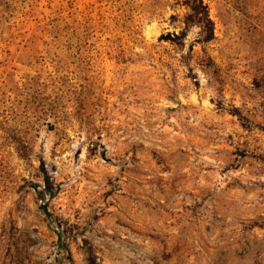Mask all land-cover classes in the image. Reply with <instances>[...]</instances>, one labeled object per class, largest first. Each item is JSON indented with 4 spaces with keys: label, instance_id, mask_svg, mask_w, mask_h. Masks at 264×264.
<instances>
[{
    "label": "rangeland",
    "instance_id": "374dc122",
    "mask_svg": "<svg viewBox=\"0 0 264 264\" xmlns=\"http://www.w3.org/2000/svg\"><path fill=\"white\" fill-rule=\"evenodd\" d=\"M202 2L0 0V264H264V0Z\"/></svg>",
    "mask_w": 264,
    "mask_h": 264
},
{
    "label": "trees",
    "instance_id": "16d2710c",
    "mask_svg": "<svg viewBox=\"0 0 264 264\" xmlns=\"http://www.w3.org/2000/svg\"><path fill=\"white\" fill-rule=\"evenodd\" d=\"M191 13L185 16L184 24L188 27L192 23L199 24L204 32V37L209 40L213 36L212 21L208 14V8L203 4L202 0H192L190 5ZM185 33L182 31L180 34H174L173 39L170 35H162V38L171 39L175 42H180L183 40Z\"/></svg>",
    "mask_w": 264,
    "mask_h": 264
}]
</instances>
